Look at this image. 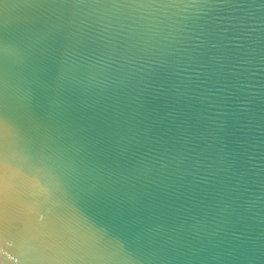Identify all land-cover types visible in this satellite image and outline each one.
I'll list each match as a JSON object with an SVG mask.
<instances>
[{
  "label": "water",
  "instance_id": "1",
  "mask_svg": "<svg viewBox=\"0 0 264 264\" xmlns=\"http://www.w3.org/2000/svg\"><path fill=\"white\" fill-rule=\"evenodd\" d=\"M0 158V264H264V0H0Z\"/></svg>",
  "mask_w": 264,
  "mask_h": 264
},
{
  "label": "snow or ice",
  "instance_id": "2",
  "mask_svg": "<svg viewBox=\"0 0 264 264\" xmlns=\"http://www.w3.org/2000/svg\"><path fill=\"white\" fill-rule=\"evenodd\" d=\"M9 135H15L14 130L9 129ZM22 176L29 177L23 170L0 158V207L3 206L6 197L19 195L18 185L22 183Z\"/></svg>",
  "mask_w": 264,
  "mask_h": 264
}]
</instances>
